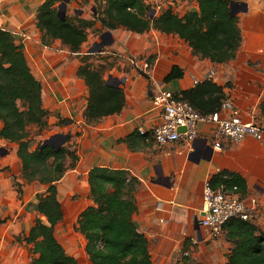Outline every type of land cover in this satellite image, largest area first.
I'll list each match as a JSON object with an SVG mask.
<instances>
[{
    "label": "crops",
    "instance_id": "0c3cea01",
    "mask_svg": "<svg viewBox=\"0 0 264 264\" xmlns=\"http://www.w3.org/2000/svg\"><path fill=\"white\" fill-rule=\"evenodd\" d=\"M149 1L146 0L148 4ZM177 1L180 11L173 9L181 17L190 11H199L198 0ZM44 2L0 0V28L11 31L17 43L24 44L32 72L42 83L43 103L50 111L49 116L58 120V117L69 118L64 122L69 129L65 134H69V144L79 158L60 181L69 173V194L81 193L85 200L83 207L74 209V205L84 200L74 201L70 197L73 210L69 221L77 227L81 212L93 204L88 181L92 168L125 169L141 181L133 217L139 231L149 240L154 264H186L184 256L188 254L201 264H227L232 245L225 233L223 240L228 244L212 239L207 229L199 231L196 227L202 214L204 184L207 180L212 182L221 171L241 174L248 184L244 197L259 201L253 221L264 232V139L250 136L240 142L224 139V148L219 151L214 147L216 126L210 122L200 123L199 134L191 142L159 145L153 138L141 139L137 133L139 128H151L162 120L161 109L153 104L157 89L181 93L204 80L223 86L224 101L233 103V109L221 107L218 112L222 116L230 117L236 110L244 120L264 126V15L261 13L264 0L231 1L232 14L241 13L238 20L242 42L236 57L223 63L194 54L189 43L177 34L154 28L144 32L125 27L110 30L103 28L99 21L93 27L101 29L100 35L88 28L87 40L78 53L72 52L60 39L45 44L37 20L38 9ZM78 13L83 17L82 12ZM104 40L106 43L102 44ZM89 43L91 47L86 49ZM83 54H96L91 59L96 66L115 62L113 71L120 77L110 75V79L112 76L123 80L120 87L126 96L121 112L92 124L86 122L84 115L89 88L78 75L79 55ZM133 57L152 59L148 77L132 68ZM175 66L182 69L183 76L166 81ZM210 70L215 74L206 78ZM0 145L1 156L7 153L4 147L11 145L10 152L21 164L16 143L0 138ZM195 238L199 244L194 249L191 245Z\"/></svg>",
    "mask_w": 264,
    "mask_h": 264
},
{
    "label": "trees",
    "instance_id": "16d2710c",
    "mask_svg": "<svg viewBox=\"0 0 264 264\" xmlns=\"http://www.w3.org/2000/svg\"><path fill=\"white\" fill-rule=\"evenodd\" d=\"M59 1L45 0L39 7L38 27L45 44L60 39L74 53L80 52L87 40V29L96 21L110 30L125 27L144 32L154 28L177 34L189 43L194 54L218 63L234 59L242 42L238 16L232 14V0H198L199 11H190L184 17L172 9L152 17L153 8L146 0H105L93 19L83 18L79 13L61 18ZM79 56L78 75L89 88L86 122L92 124L121 112L126 102L124 89L108 85L103 65L96 66L91 61L92 54ZM182 76V69L175 66L166 81ZM42 90L41 81L29 65L24 44L17 43L14 33L0 28V120L3 122L0 138L18 145L21 177L46 186V191L37 195L39 216L23 238L32 245L31 264H79L55 232L64 219L58 182L69 168L76 166L79 157L71 145L55 149L42 147L40 142L32 148L29 128L32 125L46 128L50 115L43 103ZM180 94L203 115L218 112L226 99L223 86L213 80H204ZM61 121L64 123L66 119ZM137 135L141 139L145 137ZM88 181L93 204L79 215L77 230L86 239L85 250L92 264H154L149 240L139 231L133 217L141 181L125 169L101 166L90 170ZM212 184L215 188L221 184L228 188L236 186L243 197L248 193L247 180L237 172L221 171L213 177ZM18 185V193L22 194L21 183ZM5 222L0 213V228ZM224 233L232 245L227 264H264V232L253 220L234 217L225 224ZM184 259L186 264H201L189 254Z\"/></svg>",
    "mask_w": 264,
    "mask_h": 264
},
{
    "label": "rangeland",
    "instance_id": "374dc122",
    "mask_svg": "<svg viewBox=\"0 0 264 264\" xmlns=\"http://www.w3.org/2000/svg\"><path fill=\"white\" fill-rule=\"evenodd\" d=\"M63 2L64 0L59 1L57 6L59 7ZM104 4L105 0H69L65 8L62 6L61 11L69 17H74L78 12H82V16L86 19H93ZM149 4L155 11L152 12L153 15H159L166 9H172L173 11L175 9L177 12L180 11L177 0H151ZM158 6L161 7L157 12ZM261 13L264 15V12ZM238 16L241 18V13ZM97 22L98 21H96V23ZM240 22L243 23L241 19ZM89 28L92 29L91 33L100 35L101 29L96 27ZM89 34L90 32H88V36ZM90 47V43L85 45L86 49ZM81 49H83V47ZM92 55L93 57L97 56L96 54ZM99 65H103L104 67V78L112 83L113 80L110 79V75L118 76L117 73L113 71L115 62H109L108 66L104 63H99ZM131 66L132 68L134 67L133 65ZM138 71L141 72L139 69ZM58 118L59 120L55 116H49L47 119L48 128L41 129L37 125H32L29 128L32 148L36 147L40 142L43 143L46 138L53 134L69 133V129H67L65 124L61 121L62 117ZM65 119L68 120L69 118ZM65 145L70 144L67 142ZM4 148L7 150V153L4 156L0 155V212L2 216L5 217L6 222L0 228V264H31L33 258V253L31 251L32 245L27 244L23 238L39 216L36 209L37 195L44 193L46 191V186L41 185L38 181L26 182L23 180L21 177V164L10 152L13 147H11V145H6ZM67 175L58 183L59 196L65 216L56 226L55 232L66 251L74 256L79 264H92L85 250V237L77 230L75 222L69 221V213H72L73 210L70 197L74 201L84 199L81 193L72 196L69 194V173ZM20 183L22 194L18 193V184ZM84 205L85 200L74 205V209L81 208ZM217 240H220L222 244H228L224 242L223 236L217 237ZM198 244L199 242L192 243L193 246L191 245V247L195 249Z\"/></svg>",
    "mask_w": 264,
    "mask_h": 264
},
{
    "label": "built area",
    "instance_id": "2783aa9c",
    "mask_svg": "<svg viewBox=\"0 0 264 264\" xmlns=\"http://www.w3.org/2000/svg\"><path fill=\"white\" fill-rule=\"evenodd\" d=\"M130 61L134 68L149 76L153 67L149 59L133 57ZM214 74L215 71L210 70L206 78H211ZM195 82L198 83L199 80ZM153 104L162 111L161 122L151 128L141 127L138 131L148 139L153 138L159 145L191 142L199 134L200 123L204 122L215 124L214 147L219 151L224 148V139L232 142H240L248 136L257 140L264 139V126L244 120L238 111L234 110L230 117H224L220 112L203 115L183 99L179 92L159 88L154 92ZM233 107L231 101L223 102V109ZM258 207L259 201L256 198L243 197L236 186L228 188L226 184H221L215 188L211 180H207L203 188L200 228L207 229L210 237L215 239L223 235L225 224L234 217L254 220ZM193 242L197 243L198 238Z\"/></svg>",
    "mask_w": 264,
    "mask_h": 264
},
{
    "label": "water",
    "instance_id": "95a60500",
    "mask_svg": "<svg viewBox=\"0 0 264 264\" xmlns=\"http://www.w3.org/2000/svg\"><path fill=\"white\" fill-rule=\"evenodd\" d=\"M68 1L69 0H64V2L59 6V13L58 14H59V16L61 18H65L66 17L65 13L64 12L62 13L61 10H62V6H63V8H65L67 6V2ZM152 12H155V11L152 10ZM233 15H235V13H233ZM153 16L154 15H152V17ZM105 43H106V41L104 40L102 44H105ZM95 49L96 48H93L92 51H96ZM100 49H101L100 46H98L97 47V50L100 51ZM111 78H112L111 80H113V82L112 83L111 82H108V85L120 87V85L123 83V80H121V79H119L117 77L114 78V77L111 76ZM181 130H183V128ZM68 138H69V134H65V133H56V134H53V135L49 136L48 138H46L43 141L42 147L51 146V147H53L55 149H59V148H61L62 146L65 145V143L67 142ZM196 227H197V229L199 231L201 230V228H200V221L199 220L196 222Z\"/></svg>",
    "mask_w": 264,
    "mask_h": 264
}]
</instances>
